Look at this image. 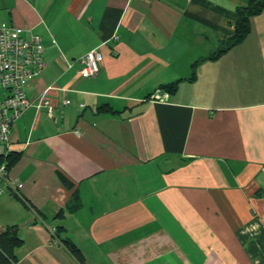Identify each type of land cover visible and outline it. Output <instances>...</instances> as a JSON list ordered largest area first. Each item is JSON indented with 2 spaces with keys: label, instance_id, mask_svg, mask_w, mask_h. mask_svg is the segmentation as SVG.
Wrapping results in <instances>:
<instances>
[{
  "label": "crops",
  "instance_id": "obj_1",
  "mask_svg": "<svg viewBox=\"0 0 264 264\" xmlns=\"http://www.w3.org/2000/svg\"><path fill=\"white\" fill-rule=\"evenodd\" d=\"M250 1L0 0V25L42 37L47 68L27 93L51 88L55 107L12 127L11 264H80L64 240L87 264H264V11L208 59ZM96 48L101 70L84 79Z\"/></svg>",
  "mask_w": 264,
  "mask_h": 264
},
{
  "label": "built area",
  "instance_id": "obj_2",
  "mask_svg": "<svg viewBox=\"0 0 264 264\" xmlns=\"http://www.w3.org/2000/svg\"><path fill=\"white\" fill-rule=\"evenodd\" d=\"M115 39H118L115 37ZM46 50L42 37L15 25H0V146L4 148L0 160V196L19 195L18 185L12 179L7 160L11 152L12 127L32 107L46 109L48 115L55 116V107L47 98L51 88H47L34 103L28 96L27 89L47 68ZM104 62V55L99 48L91 50L79 60L77 73L84 79L96 78ZM67 67L72 68L71 63ZM159 98L160 93L155 94ZM166 98L167 95H162ZM64 106L69 101L63 102ZM77 134H80L77 132ZM55 237L56 230L52 232Z\"/></svg>",
  "mask_w": 264,
  "mask_h": 264
},
{
  "label": "trees",
  "instance_id": "obj_3",
  "mask_svg": "<svg viewBox=\"0 0 264 264\" xmlns=\"http://www.w3.org/2000/svg\"><path fill=\"white\" fill-rule=\"evenodd\" d=\"M264 11V0H251L247 6L241 7L237 10V20H236V29L234 35L229 39L224 47L217 50L212 56L208 59L217 60L224 53H226L232 47L241 44L251 31V19L260 15ZM196 64L193 65V76H195ZM179 87V81L170 83L162 87L163 90L167 91L169 94H175ZM100 111L113 112L111 108L104 106L99 109ZM3 158V155L0 154V160ZM19 156L10 152L8 155L9 168L12 169L17 163ZM61 181L66 188L71 189V184L69 181L62 177ZM75 199V205L69 207L70 211L78 210L81 205L77 202V197ZM60 216H64V211L59 213ZM22 240L19 239L17 231L15 228H8L3 230L0 228V264H11L15 262L14 250L15 248L22 245ZM65 246L68 248L70 253L80 264H87L85 256L82 251L77 247V245L71 240H64Z\"/></svg>",
  "mask_w": 264,
  "mask_h": 264
},
{
  "label": "rangeland",
  "instance_id": "obj_4",
  "mask_svg": "<svg viewBox=\"0 0 264 264\" xmlns=\"http://www.w3.org/2000/svg\"><path fill=\"white\" fill-rule=\"evenodd\" d=\"M2 150V147L0 146V151Z\"/></svg>",
  "mask_w": 264,
  "mask_h": 264
}]
</instances>
